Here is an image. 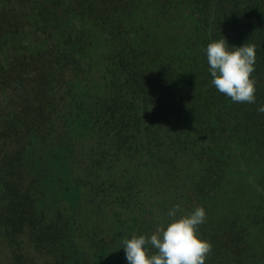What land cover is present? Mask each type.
Wrapping results in <instances>:
<instances>
[{"label": "trees", "instance_id": "trees-1", "mask_svg": "<svg viewBox=\"0 0 264 264\" xmlns=\"http://www.w3.org/2000/svg\"><path fill=\"white\" fill-rule=\"evenodd\" d=\"M122 1L130 8L131 0H58L62 11L82 16L92 9L100 18L109 13L107 3ZM182 1L207 31L200 45L187 39L168 46L157 25L159 31L145 30L155 39L118 49L97 79L72 76L80 53L64 45L60 27L50 26L57 36L49 51L18 43L6 56L12 36L4 32L12 20L0 12V92H7L8 105L0 103L5 264H128L121 241L150 236L158 224L150 216L161 210L168 223L177 204V216L197 206L206 211L199 234L212 250L205 264H264V113L258 111L264 0ZM74 26L63 29L71 33ZM223 36L230 47L256 45L255 103H235L211 84L202 47ZM116 161L136 172L105 177ZM142 173L151 190L137 187ZM74 187L82 189L81 200L64 204L61 194Z\"/></svg>", "mask_w": 264, "mask_h": 264}, {"label": "flooded vegetation", "instance_id": "flooded-vegetation-1", "mask_svg": "<svg viewBox=\"0 0 264 264\" xmlns=\"http://www.w3.org/2000/svg\"><path fill=\"white\" fill-rule=\"evenodd\" d=\"M161 2L162 0H131L130 8L124 6L123 1L122 5L121 2L118 5L107 3L109 13L100 18L92 9L83 12L82 16L76 11H62L64 7L58 0H0V12H6L7 19L12 20V26L4 32L12 36L7 43V46L11 47H5L3 50H6L8 56L11 54L12 46L29 43L33 46L34 52H47L57 36L53 33L57 29L53 30L50 26L60 27L62 28L60 36L68 40L63 41L64 45L73 46L80 53V57H76L74 61V69L79 73L72 76L82 77L87 74L97 79L106 63L113 61V54L118 49L128 44H131L132 48H137L138 42L149 44L147 38L155 39L145 33V30L159 31V27L166 34V40L162 43H168L171 47L181 43L184 45L189 42L187 39H195L196 44L200 45L198 38H207V31L200 30L199 20L192 16L189 18L187 1L183 3L182 0H164L162 4ZM191 15L195 17L194 14ZM32 21L40 22V25L36 29H31L34 27L29 26ZM71 23L75 25V30L70 33L66 29L65 31L63 26ZM83 28L86 29L85 33L81 31ZM47 31L50 33L47 34ZM77 37H80V40ZM208 44L209 41L202 47L205 53ZM0 57H3V53ZM89 65H91L89 73L81 71V68L86 69ZM95 84L97 85V81Z\"/></svg>", "mask_w": 264, "mask_h": 264}, {"label": "clouds", "instance_id": "clouds-1", "mask_svg": "<svg viewBox=\"0 0 264 264\" xmlns=\"http://www.w3.org/2000/svg\"><path fill=\"white\" fill-rule=\"evenodd\" d=\"M206 54L211 84L219 93L235 103L256 102L255 44L230 47L223 36L207 45ZM258 111L264 113V105ZM178 212L179 204L169 210L167 225L157 224L150 236L133 234L121 241L128 264H205L212 244L199 234L206 219L204 207L177 216Z\"/></svg>", "mask_w": 264, "mask_h": 264}, {"label": "rangeland", "instance_id": "rangeland-1", "mask_svg": "<svg viewBox=\"0 0 264 264\" xmlns=\"http://www.w3.org/2000/svg\"><path fill=\"white\" fill-rule=\"evenodd\" d=\"M91 79H94L93 77H91ZM5 100H7V92L6 93H0V103L4 105L6 104L5 103ZM5 110L8 109V105L6 104L5 105ZM129 167V169H124V167ZM131 164L130 163H123L122 161H116L114 163V167L112 170H109L108 169V173L104 171V176L106 177L107 174H109L110 176H112L113 178H122L121 176H123V174L125 173V177H128L129 175L133 174L134 172H136V168L133 167L131 168ZM193 168V167H191ZM121 170V171H120ZM124 170V171H123ZM193 170V169H192ZM139 178L137 179L136 181V185H138L137 187H143L144 185H149L148 187V190H151L152 189V186L147 182V175L146 174H141L140 176H138ZM136 187V188H137ZM142 191V190H141ZM82 192V189H79L77 187H74L73 189H71V191H68V192H65L63 194H61L60 198L62 200V202L64 204H70V205H78L79 201L81 200V194ZM168 194V193H167ZM156 197L154 196L153 192H152V199L151 200H154ZM147 206L151 207L152 210H153V206L151 205L150 206V203L148 201L147 203ZM85 207V206H84ZM129 209H123L121 210L122 212V216L124 217H128L129 216V212H126L128 211ZM85 215L87 216V220L85 221V219L82 217V220L85 221V223H89L91 224V222H94V218L90 217L88 214H89V211L86 210L84 211ZM152 217L153 219L155 218L156 221H158V224L159 222L160 223H164L166 225L167 223V213L165 212H161V210H156L155 211V214H154V217L153 216H150ZM106 218H109L108 216H106ZM142 218V217H141ZM84 223V224H85ZM103 225V224H102ZM131 225V224H130ZM8 257H9V252H8V249L6 248V246L2 243H0V264H5L8 260Z\"/></svg>", "mask_w": 264, "mask_h": 264}]
</instances>
